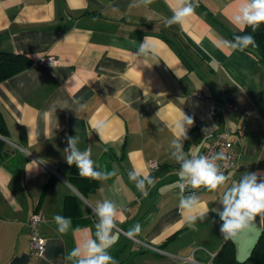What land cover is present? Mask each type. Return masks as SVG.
<instances>
[{
  "label": "crops",
  "instance_id": "1",
  "mask_svg": "<svg viewBox=\"0 0 264 264\" xmlns=\"http://www.w3.org/2000/svg\"><path fill=\"white\" fill-rule=\"evenodd\" d=\"M192 2L193 16L166 27L174 0L147 6L140 0H0V53L33 61L0 83L11 152L0 165V264H72L66 256L80 233L61 235L53 217L94 231L90 205L105 196L123 210L109 249L118 264H214L212 254L228 241L240 264H256L250 255L263 229L259 218L251 230L225 240L216 212L193 228L178 207L180 166L170 158L174 133L167 124L180 109L194 120L185 153L203 155L212 137L244 127L229 184L245 172L264 173V63L225 43L240 31L229 19L239 0ZM145 37L156 53L142 58L136 52ZM74 99L87 107L75 113ZM227 103L235 109L228 111ZM76 135L101 170H117L85 194L71 183L73 166L64 157L67 137ZM152 162L159 167L152 169ZM134 169L157 178L146 198L128 178ZM222 191L196 195L209 210L222 209ZM36 212L47 239L41 257L30 256L29 219ZM137 223L140 234L129 238Z\"/></svg>",
  "mask_w": 264,
  "mask_h": 264
},
{
  "label": "clouds",
  "instance_id": "2",
  "mask_svg": "<svg viewBox=\"0 0 264 264\" xmlns=\"http://www.w3.org/2000/svg\"><path fill=\"white\" fill-rule=\"evenodd\" d=\"M140 3L147 6L153 0H140ZM175 7L172 8V16L164 19L166 27L174 24L183 25L188 18L195 14V5L192 0H174ZM151 19V17H149ZM230 21L240 31L250 27L255 31L261 24H264V0H239V7L236 13L231 16ZM141 43L136 55L147 58L155 55L156 48L148 42ZM232 49L243 51L245 48L255 43L252 35H237L233 41H226ZM65 105L67 102H64ZM76 105L75 113L84 110L87 105L79 100L72 101ZM61 109L69 107H59ZM56 110V109H55ZM72 110V109H71ZM194 123L192 117L186 115L182 109L174 123L167 124L174 133V138L170 141V158L179 164L180 189L179 210L185 216L189 227H195L196 221L203 222L209 211L216 212L221 221L220 233L225 240H234L245 230H251L256 226L257 218L259 223L264 224V173L245 172L239 180H233L229 184V177L225 175L220 161H226L223 153L212 155L189 156L184 151V141L188 139L187 129ZM103 127V125H101ZM97 132L101 136L99 128ZM79 137L68 136L67 147L64 149L65 161L69 166H75L79 176L96 181H107L117 175V170H101L99 165L92 159L91 147L83 151L78 147ZM35 165V161L32 163ZM32 166V167H33ZM31 167V168H32ZM128 178L135 183L137 190L146 198L148 190L156 185L157 178L150 172L132 170L128 173ZM205 189L209 192H218L223 189L219 199L222 209H211L203 204L200 198L193 192L184 195L186 189ZM113 191L118 189L113 185ZM92 214L96 217L94 231L87 228H73L70 217L55 215L53 220L57 225V231L63 235L70 231L80 233L79 241L67 254L66 259L72 264H118L109 253V249L118 239V225L121 222L123 210L121 205L111 197L105 196L90 205ZM141 225L139 223L132 226L127 235L132 238L139 235Z\"/></svg>",
  "mask_w": 264,
  "mask_h": 264
},
{
  "label": "trees",
  "instance_id": "3",
  "mask_svg": "<svg viewBox=\"0 0 264 264\" xmlns=\"http://www.w3.org/2000/svg\"><path fill=\"white\" fill-rule=\"evenodd\" d=\"M237 35H252L254 37L255 43L244 50L251 52L264 63V24H261L255 31L247 27L243 31L231 32L233 40ZM32 63V59L23 55L0 53V83L24 71ZM7 137L8 128L6 120L0 109V165L4 163L11 153L7 141L4 139ZM70 181L83 194L94 191L98 187V181L79 176L78 170L74 165ZM175 236L176 234H173L168 238V241L175 238ZM250 261L256 264H264V224L261 235L252 249ZM213 262L214 264H240L236 259L233 242L228 241L225 246L216 253Z\"/></svg>",
  "mask_w": 264,
  "mask_h": 264
},
{
  "label": "built area",
  "instance_id": "4",
  "mask_svg": "<svg viewBox=\"0 0 264 264\" xmlns=\"http://www.w3.org/2000/svg\"><path fill=\"white\" fill-rule=\"evenodd\" d=\"M50 63H55V61L50 60ZM198 99H204L201 94H194ZM226 108L228 111L234 110L235 107L231 103H227ZM244 127L239 129L235 134L231 129H225L212 137L209 144L205 148L203 155H212L223 153L226 157V161H220L222 167L227 163V167L223 168L225 175H228L238 167V162L240 159V151L238 145L243 140ZM152 169H157L159 164L157 162H152L150 164ZM201 188L198 190L186 189V195L192 194L193 192L197 194L198 192L204 191ZM43 219L41 212L34 213L29 219L30 226V256L31 257H41L44 255L46 250V237L40 231V223ZM216 256L212 254V260Z\"/></svg>",
  "mask_w": 264,
  "mask_h": 264
},
{
  "label": "water",
  "instance_id": "5",
  "mask_svg": "<svg viewBox=\"0 0 264 264\" xmlns=\"http://www.w3.org/2000/svg\"><path fill=\"white\" fill-rule=\"evenodd\" d=\"M5 139V138H4ZM6 140V139H5ZM6 141H8V140H6Z\"/></svg>",
  "mask_w": 264,
  "mask_h": 264
}]
</instances>
